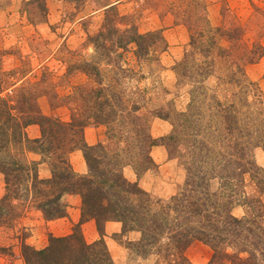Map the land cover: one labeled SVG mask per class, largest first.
<instances>
[{
	"label": "rangeland",
	"instance_id": "rangeland-1",
	"mask_svg": "<svg viewBox=\"0 0 264 264\" xmlns=\"http://www.w3.org/2000/svg\"><path fill=\"white\" fill-rule=\"evenodd\" d=\"M107 5L114 6L124 19L118 25L120 32L134 25L139 33H155L160 38L147 56L138 59L133 44L125 51L115 50L108 59L101 57L100 49L94 51L89 39L101 30ZM199 35L202 40H197L196 47L207 48L209 41H214L208 57L191 46L192 37ZM262 47L264 0H85L80 4L46 0V10L33 0H0V127L9 114L36 119L47 116L59 127L62 122L82 121L93 111V93L103 91L109 105L122 112L108 125L88 122L82 133L74 129L73 139L83 138L87 143L86 129L98 128L99 138L93 145L102 143L107 153L117 154L125 178L137 182L151 196L154 210L161 211V205L185 187L187 167L197 153L193 148L196 139L197 144L208 140L206 129L193 137L192 130L176 115L187 111L192 92L203 101L200 110L204 113L212 99L239 102L240 88L230 82L238 68L248 82L264 92V55L259 56ZM94 66L97 72L91 70ZM242 111L238 118L241 125L247 123ZM212 123L216 130L211 128L210 135L215 136L220 124L218 120ZM143 125L157 142L150 151L153 164L144 172L141 162L146 144L139 131ZM29 126L25 129L27 137ZM173 134L174 139H169ZM32 154H25L26 160L40 161V177L49 178L50 165L38 154L39 160L33 159ZM68 159L78 175L87 173L80 150L70 153ZM253 159L264 168L262 148L253 149ZM79 164L86 173L76 170ZM207 180L212 192L219 190L218 178L209 176ZM29 187L17 184L18 198L6 197L5 179L0 173V213L11 208L14 211L0 217V259L4 260L0 264H25L26 245L40 250L54 237ZM243 191L246 197H260L264 202V193L249 175L244 177ZM67 196H72V208L79 201L80 219L66 236L81 221L80 196ZM232 213L241 218L245 209L236 206ZM86 222H92V229L83 226ZM86 222L79 226L84 239L87 243L103 239L113 264H156L155 254L146 258L138 254L139 232L124 234L117 222L120 232L110 233L105 224L111 221ZM185 255L192 264H208L213 251L193 241Z\"/></svg>",
	"mask_w": 264,
	"mask_h": 264
},
{
	"label": "trees",
	"instance_id": "trees-1",
	"mask_svg": "<svg viewBox=\"0 0 264 264\" xmlns=\"http://www.w3.org/2000/svg\"><path fill=\"white\" fill-rule=\"evenodd\" d=\"M68 1L80 4L85 0ZM33 2L46 10V0ZM123 20L114 6L107 5L101 30L89 39L94 51L100 49L101 57L108 59L115 50L125 51L133 44L138 59L147 56L160 38L155 33L141 34L134 25L120 32L118 25L123 24ZM197 40L200 43L202 36H193L191 46L208 57L214 46L213 39L207 48L196 47ZM263 55L264 47L259 56ZM187 61L181 63L182 69L186 68ZM94 69L98 71L95 66L91 68ZM87 74H90L89 69ZM232 76L230 82L235 83L242 94L237 98L239 102L212 99L204 113L200 110L203 101L192 92L187 111L176 115L184 127L192 130L193 137L199 136L202 128L206 129L208 140L197 144L196 139L193 148L197 153H193L187 167L185 187L161 205V211L154 210L151 196L137 182L125 178L117 154L107 153L102 143L90 146L83 138L73 139L74 129L82 133L88 122L108 125L122 112L109 105L108 97L101 90L93 93L90 115L82 121L59 122L60 127L47 116L20 118L8 112L9 117L0 127V173L4 175L6 197L17 199L16 185L29 184L44 219L52 221L66 216L68 205L64 198L67 195H79V226L89 220L119 222L124 234L140 233L136 244L138 254L144 258L155 254L156 264H192L185 251L193 241H200L212 249L208 264H264V202L260 197H246L243 191L244 177L249 175L259 192L264 193V168L253 159V149L264 150V92L246 80L241 68ZM243 109L247 123L241 125L238 118ZM135 118L140 120V117ZM214 120L220 124L215 136L210 135L211 128L216 130V125H212ZM32 124L40 127L37 139H29L25 133L26 127ZM139 131L146 144L141 162L144 172L153 164L150 151L157 142L147 126L143 125ZM169 139H174V134ZM76 150L82 152L86 162L85 175H78L68 159ZM27 153L40 155L42 161L50 165L49 178L40 177L41 162L27 161ZM209 176L218 178V191L208 188ZM236 206L245 209L243 217L233 215ZM2 209L0 206V211ZM13 213L11 208L10 212L0 213V217ZM79 226L71 235L51 237L43 249L26 245L23 250L25 264H113L104 240L87 243Z\"/></svg>",
	"mask_w": 264,
	"mask_h": 264
},
{
	"label": "crops",
	"instance_id": "crops-1",
	"mask_svg": "<svg viewBox=\"0 0 264 264\" xmlns=\"http://www.w3.org/2000/svg\"><path fill=\"white\" fill-rule=\"evenodd\" d=\"M97 130H99V129L95 128V127H91V128L86 129V131H85L86 141L89 145H93V144L97 143L98 138H99L98 134L96 133ZM26 132H27L28 137L30 139H37L40 137L39 127H37L36 125L29 126L27 128ZM88 134H90L91 136L88 137ZM32 156H33V159L39 160V156L37 154L36 155L32 154ZM76 170H79V173H81V174L86 173V169H84V167L80 164ZM0 196H1V192H0ZM71 197L72 196L66 197V200L70 205L68 207V210H69L68 216H65L64 218H60V219L53 220V221H47V225L49 226L48 231L54 237L66 236L69 233L71 227L74 224H77L79 222V219H80V203H79V201L77 204L74 203L73 208H72L71 207L72 203H70ZM83 226L87 229H92V227H93L92 222H86ZM105 228H106L107 232H110V233L114 232L115 233V232H120L121 226L119 223L111 221V222H106ZM0 260H2L4 262L3 259H0Z\"/></svg>",
	"mask_w": 264,
	"mask_h": 264
}]
</instances>
